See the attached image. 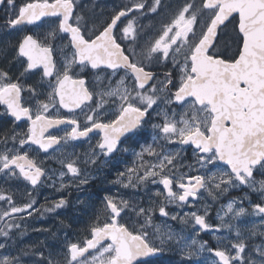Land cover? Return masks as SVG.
Returning a JSON list of instances; mask_svg holds the SVG:
<instances>
[{"label":"snow or ice","instance_id":"obj_1","mask_svg":"<svg viewBox=\"0 0 264 264\" xmlns=\"http://www.w3.org/2000/svg\"><path fill=\"white\" fill-rule=\"evenodd\" d=\"M0 6L3 27L22 33L11 55L0 50L21 69L14 77L0 68V106L13 124L0 133V264H163L172 251L178 264H198L205 251L216 258L211 264H264V241L247 242L264 237V228L254 225L245 236L233 223L247 213L244 199L248 214L264 223V0H127L99 24L78 12V0H0ZM42 22L48 25L42 38L29 34ZM85 73L95 77L91 87ZM31 76L39 80L29 85ZM153 116L162 118L151 123L153 143L134 153L133 165L113 183L125 189L160 184V200L144 206L106 195L75 241L65 239L55 251L43 242L6 251L23 238L34 213L68 206L61 197L37 207L38 188L88 184L87 166L127 151L122 140L136 137ZM61 125L70 126L63 135L50 131ZM94 131L98 152L80 159L65 151L69 141ZM49 159L61 168L45 167ZM9 181L31 187L18 201ZM234 189L247 191L217 213L220 227L235 232L230 247L189 242L153 220L158 210L182 224L192 221L196 236L218 232L206 221L207 205L203 215L166 209L194 206L205 193L217 201ZM249 193L261 202L252 203Z\"/></svg>","mask_w":264,"mask_h":264},{"label":"flooded vegetation","instance_id":"obj_2","mask_svg":"<svg viewBox=\"0 0 264 264\" xmlns=\"http://www.w3.org/2000/svg\"><path fill=\"white\" fill-rule=\"evenodd\" d=\"M127 0H78V12L84 15L88 19H94L96 22L103 23L105 19L111 14L114 8L118 7L121 3H125ZM6 19L5 12L3 6H0V50H4L5 48L8 51V55H11V46L16 43V41L20 38L22 33H18L15 30H9L5 27L4 21ZM147 22V21H145ZM48 25L42 22L41 28H32L29 34H34L39 37H43L45 30L47 29ZM59 45V41L56 42ZM54 59L59 60L60 57L58 54H54ZM0 68L7 69L11 72V74L15 77L21 71L19 65H11L8 60L4 58L3 55H0ZM84 78H86L89 86L95 82V77L89 74H82ZM39 80L38 76H31L30 78L26 79V83L31 85L35 84ZM24 96L27 97V93H24ZM105 107H110V105H105ZM155 107V106H154ZM55 112V109L52 110ZM79 113V110H77ZM4 113L3 106H0V133L10 132L13 128L12 118L7 116ZM61 115H68L65 110H60ZM107 119V117H105ZM160 117L153 116L151 121L146 124L143 130L134 138L132 139H123L121 148H127V151H119L114 153L109 158L101 157L100 160L97 161L95 165H88L87 171H90L93 177L89 178V182L86 185L81 186L80 189L76 187L66 188L63 191H56L55 188L50 186H43L38 188L35 198L37 201V207L40 205L47 206V199L49 197H54L55 195L58 198L64 197L71 202L73 201V205L71 208V212L75 213V224L79 227L85 228V226L90 222L94 208L98 205H102V201L106 195H115L117 193L120 196H126V198H133L137 201L139 199L141 204L146 206L148 203V199L152 198L150 194V188H154L157 186L158 189H161L160 184H152L149 183L147 186H141L140 188L132 189L128 188L125 189L118 184L113 183L117 179V173L125 171L126 166H132L133 162L135 161L134 153H139L143 147H147V145L153 143V129L151 127V123H160ZM79 120L81 123L84 121V116L79 115ZM70 126L61 125L58 128L51 129L50 131L59 135H63V129ZM99 139V134L95 131L89 134V138H81L80 140L76 141H69V143L65 146L66 149H76L78 152V156L80 159L85 157V154H89L92 149L95 151H99V149L95 148V145ZM63 144V142H62ZM169 148L176 147L175 145H168ZM51 151V150H50ZM81 154V155H80ZM46 154L41 153V156ZM188 157H191V152L189 151ZM146 159H154L152 157H147ZM105 159L108 160L107 164L102 163ZM45 167H51L53 169L59 170L61 165L57 163L53 159H49L45 161ZM84 167V165H81ZM66 171V169H64ZM195 174V173H193ZM43 179V178H42ZM66 180V179H65ZM68 180V179H67ZM4 181L0 178V184H3ZM9 184H12L16 193H17V200H20V194L24 192L25 188H30V185H27L23 181H9ZM50 183V182H49ZM58 186V185H57ZM247 191V190H245ZM245 191H240L239 189H234L227 194L223 195L219 200L213 201L210 197H208L202 205H198L199 202H202L203 199L194 202V206H187L192 211L198 212V214H204V206H208V215L206 216V221L213 227V229L220 227L221 221L219 220L217 213L221 211V205H226L233 199L239 200L243 198L245 195ZM51 195V196H50ZM206 193L204 194V196ZM249 198L252 203H260V197L256 193H249ZM138 202V201H137ZM239 206V205H238ZM242 206L247 209V213L240 217L238 220L233 221L236 225H238L243 234L245 236L248 235V230L251 229L254 225L259 228H264V223H261L262 218L260 216H253L249 215L252 209L249 206V199H244L242 202ZM68 207V206H67ZM226 210V209H225ZM42 211V210H41ZM223 213L221 212V215ZM41 216V213H34L32 217H29L26 223L33 224V219L35 216ZM225 219H229V217H225ZM195 229H193L191 236L198 240L206 241L207 245L212 248H216L218 245L224 246L228 244V241H235L236 235L234 231H229L223 227H220V231L213 232L208 231L204 232L201 231L199 236L195 235ZM229 232V233H228ZM264 241V237L255 236L252 239L248 240V244H259ZM207 251L201 254V258L203 261L199 260L198 264H211L208 261H205L204 258H209L211 261L216 259L215 257L206 255Z\"/></svg>","mask_w":264,"mask_h":264},{"label":"rangeland","instance_id":"obj_3","mask_svg":"<svg viewBox=\"0 0 264 264\" xmlns=\"http://www.w3.org/2000/svg\"><path fill=\"white\" fill-rule=\"evenodd\" d=\"M65 151L67 153L74 154V157L78 156V152L76 151V149H69L68 148ZM87 174H88L89 178L93 177V175H91L90 171H87ZM65 179L67 180L68 177H65ZM161 187H162L161 189H158L157 186L154 188H150V191H151L150 194H151L152 198L148 199V203L146 204V206L149 204L150 200H160L161 199V197H157L155 195V193L157 191H163V186L161 185ZM115 195H118V194L115 193ZM123 197L126 198V196H123ZM205 197H206V199L208 198L207 194L205 195ZM58 199L59 198L57 195H55L54 197H49L47 199L48 202H47L46 207H51L52 201L58 200ZM206 199H203V201L199 202L198 205H202ZM137 201L139 203L141 202L139 199H137ZM71 205H73V201L71 202ZM71 205L68 204V207L58 209V210H56V212L43 213V215H41V216L36 215L35 218L33 219V224L27 223V225L29 227H28L27 232L23 236V238L18 239L15 242V244L10 243V245L6 249V251L14 253L20 247L36 245V244H39L40 242H43V244L47 245L48 248L53 250V251L60 249L62 246V242L65 239L70 240L69 236L65 233H61L60 230L64 231L66 229L67 226L64 223L71 218L70 216H72V215L74 217L76 216L75 213L71 212L73 208L69 209L71 207ZM102 206L103 205H100V203L98 202V205L93 210L96 211V210L102 208ZM73 210L75 211V209H73ZM166 210L170 211V212L178 213L179 216H183L185 213L194 212L191 209H189L187 206H184L183 208L170 206ZM153 220H154L156 225H159L162 228L169 227V228L173 229L175 232L182 234L183 236L188 238L189 242L193 238L191 236V233L194 229L192 227V221H189V223H187V224H182V223H180L179 219L176 221H173L167 217H161L159 215L158 210L153 214ZM78 227L79 226H77V228L75 230V237L76 238L78 236H81L82 231H83V229L78 228ZM34 228L35 229H44L45 231H33ZM168 254L179 255L178 251H172V252L166 253V255H168ZM206 255L210 256V253L207 252ZM25 259H29V258L26 257ZM204 259H205V261H208L209 263H211V259H209V258H204ZM200 260L203 261V258H201Z\"/></svg>","mask_w":264,"mask_h":264},{"label":"trees","instance_id":"obj_4","mask_svg":"<svg viewBox=\"0 0 264 264\" xmlns=\"http://www.w3.org/2000/svg\"><path fill=\"white\" fill-rule=\"evenodd\" d=\"M71 218L66 221L64 224L67 226L66 229L63 231V230H60L61 233H65L69 236V239L71 241H75V230L77 228V225L75 224V217L72 215L70 216ZM78 228H81L84 230L83 227H78ZM82 234H83V231H82ZM81 234V235H82ZM181 257L180 255H172V254H168V255H164L163 257V264H178V262L180 261Z\"/></svg>","mask_w":264,"mask_h":264}]
</instances>
